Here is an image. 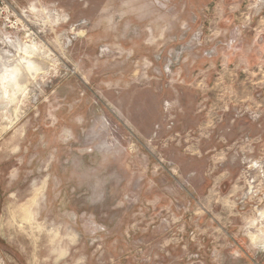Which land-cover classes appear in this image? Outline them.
<instances>
[{"label": "rangeland", "instance_id": "obj_1", "mask_svg": "<svg viewBox=\"0 0 264 264\" xmlns=\"http://www.w3.org/2000/svg\"><path fill=\"white\" fill-rule=\"evenodd\" d=\"M26 44L0 264H264V0H6L0 72Z\"/></svg>", "mask_w": 264, "mask_h": 264}, {"label": "bare ground", "instance_id": "obj_2", "mask_svg": "<svg viewBox=\"0 0 264 264\" xmlns=\"http://www.w3.org/2000/svg\"><path fill=\"white\" fill-rule=\"evenodd\" d=\"M16 46V45H15ZM22 46V45H21ZM14 48V47H13ZM35 48V46L34 45H24L23 47H20L19 49H20V51H21V55H20V57H19V59H18V63H16V64H14V65H12V66H3V68H2V71L0 72V77H1V81H2V85H3V88L4 89H6L5 88V86L6 85H8L10 82H13L14 84H15V86H17L18 84H17V80H18V78L19 77H21L22 75H24V74H28L32 69H34L35 68V65H34V63H33V61L30 59V58H32L31 56H32V50ZM15 52V51H14ZM2 59V58H1ZM11 59V58H10ZM3 60V59H2ZM9 60V59H8ZM4 62V61H3ZM2 63V62H1ZM15 63V62H14ZM10 84H12V83H10ZM9 84V85H10ZM14 84H12V85H14ZM8 87V86H7ZM2 89V88H1ZM25 92V91H24ZM5 94V93H4ZM5 95H7V94H5ZM43 191V190H42ZM38 193H40L39 191H38ZM34 195H35V193H34ZM210 195V194H209ZM33 198V197H32ZM32 198H30V199H32ZM27 200V199H26ZM35 200V199H34ZM27 202H29V200L27 201ZM30 202H32V201H30ZM35 202V201H34ZM33 202V203H34ZM32 203V204H33ZM29 204H31V203H29ZM31 204V205H32ZM22 205V206H21ZM20 206L21 207H17V208H19V210H20V212H21V215H22V217H23V219L25 220V221H27L28 223H30V224H28L27 226L29 227V225H31L32 223H34L33 222V216H32V211L30 210V208H29V206H28V204H25V205H23V204H20ZM31 207V206H30ZM14 210V209H13ZM17 210V209H16ZM16 210H14V211H16ZM19 213V212H18ZM16 214V213H15ZM34 214H35V211H34ZM14 216H17V215H14ZM260 216L262 217V218H264V212H261L260 213ZM38 222V221H37ZM22 226H24V225H22ZM45 226V225H44ZM28 227H25V228H28ZM31 227V226H30ZM30 227H29V229H30ZM21 228V227H20ZM42 228V227H41ZM23 230H25V229H23ZM36 230V229H35ZM31 231V230H30ZM30 231H29V233H30ZM38 231V230H37ZM40 231H41V229H40ZM51 231V230H50ZM49 232V231H48ZM264 233V225H261V229H260V234H258V233H255V234H253V233H250V237H251V240H252V242L254 241L256 244L258 243V241H260V243H264V237H263V234ZM55 236H56V234H55ZM257 241V242H256ZM263 248V247H262Z\"/></svg>", "mask_w": 264, "mask_h": 264}, {"label": "built area", "instance_id": "obj_3", "mask_svg": "<svg viewBox=\"0 0 264 264\" xmlns=\"http://www.w3.org/2000/svg\"><path fill=\"white\" fill-rule=\"evenodd\" d=\"M6 0H0V5H5Z\"/></svg>", "mask_w": 264, "mask_h": 264}]
</instances>
